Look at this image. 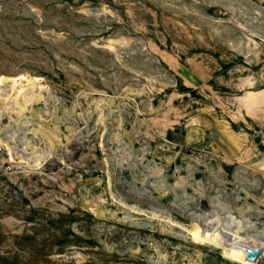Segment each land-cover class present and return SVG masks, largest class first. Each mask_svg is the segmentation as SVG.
<instances>
[{
    "label": "rangeland",
    "instance_id": "rangeland-1",
    "mask_svg": "<svg viewBox=\"0 0 264 264\" xmlns=\"http://www.w3.org/2000/svg\"><path fill=\"white\" fill-rule=\"evenodd\" d=\"M0 264H264V0H0Z\"/></svg>",
    "mask_w": 264,
    "mask_h": 264
},
{
    "label": "water",
    "instance_id": "water-1",
    "mask_svg": "<svg viewBox=\"0 0 264 264\" xmlns=\"http://www.w3.org/2000/svg\"><path fill=\"white\" fill-rule=\"evenodd\" d=\"M262 253V249L261 248H257V249H252L249 248L247 251V256L250 260H255L256 258H258V256Z\"/></svg>",
    "mask_w": 264,
    "mask_h": 264
},
{
    "label": "bare ground",
    "instance_id": "bare-ground-1",
    "mask_svg": "<svg viewBox=\"0 0 264 264\" xmlns=\"http://www.w3.org/2000/svg\"><path fill=\"white\" fill-rule=\"evenodd\" d=\"M230 242H231V241H230ZM258 248H261V247H260V243H259V246H258Z\"/></svg>",
    "mask_w": 264,
    "mask_h": 264
}]
</instances>
